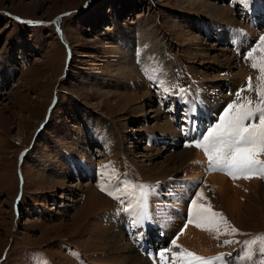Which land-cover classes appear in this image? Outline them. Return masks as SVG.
Wrapping results in <instances>:
<instances>
[{"label":"rangeland","instance_id":"1","mask_svg":"<svg viewBox=\"0 0 264 264\" xmlns=\"http://www.w3.org/2000/svg\"><path fill=\"white\" fill-rule=\"evenodd\" d=\"M230 1L0 0V264H134L121 255L127 252L112 248L107 241L114 237L104 231L112 220L127 217L135 206L132 203L139 202L125 189V179L134 173L149 186L137 188L143 196L150 188L156 189L158 183L162 185L164 179L188 174L182 166L176 170L178 173L161 176L167 164L174 170L170 160L174 153L182 149L197 152L200 148L195 147L196 142L189 145L186 138L179 146L170 136L166 142L161 139L168 121L174 132L181 134L174 125L177 114L161 109L140 77L139 64L150 49L145 41L159 47L165 71L177 64L188 65L214 92V100L208 94L205 101L212 106L224 101L228 106L231 99L222 89L234 92L249 71L243 62L240 65L243 56L234 53L226 42L218 41L217 29L223 35L225 28L235 34L225 22L242 26L250 20L249 14H241ZM205 21L212 25L207 34L202 32ZM249 32L258 34L255 29ZM128 33L133 37L131 46L127 44ZM244 38V49H255V40ZM140 50L146 53L140 55ZM257 58L260 65L264 63V52H259ZM260 65L258 72L264 77ZM249 70L254 72L251 67ZM258 80L263 83L262 78ZM253 84L237 95L241 104H259L254 96L263 91ZM197 104L195 101L194 111L201 118ZM190 119L195 121L193 115ZM180 121L193 129L194 122L190 123L189 118ZM219 122L215 118L207 122L202 119L203 133ZM198 131L196 128L192 135H185L196 139ZM150 132L156 134L153 143H149ZM22 152L26 153L24 159L19 157ZM259 158L264 160V155ZM223 174L228 177L224 186L208 174L201 180L203 187L191 186L200 191L199 198L206 207L220 214L217 227L192 226L193 233L198 231L194 238L198 245L209 247L203 248L208 249L206 253L223 245L234 247L238 243L244 247L249 234L264 236V174L253 173L250 178ZM98 175L112 178L111 182L128 196L122 197L125 208L121 206V212L108 220L107 216L116 213L108 195L117 197L120 192L109 190L107 181L94 179ZM90 178L100 183L93 184ZM228 186L231 191L225 205L223 193ZM158 193L150 192L139 203L147 200L151 211L155 199L160 198L164 210L158 213L162 218L168 215L173 224V209L167 210L165 198ZM101 195L103 200L98 201ZM132 217L125 219L130 230L121 236L124 246L145 259L142 264H153L128 238L139 222L136 215ZM174 222H179L174 228L177 231L182 221ZM156 226L148 224L152 231ZM225 237L232 243L226 244ZM153 238L150 242L155 244ZM245 252L236 264H244L241 259ZM256 256L254 264H260L264 259Z\"/></svg>","mask_w":264,"mask_h":264},{"label":"snow or ice","instance_id":"2","mask_svg":"<svg viewBox=\"0 0 264 264\" xmlns=\"http://www.w3.org/2000/svg\"><path fill=\"white\" fill-rule=\"evenodd\" d=\"M261 40L264 41V37H261ZM251 55L252 53L249 52L248 56L251 57ZM257 66L253 63V67ZM260 67L264 71V63ZM249 88H251V78H249ZM257 115L258 124L256 123ZM203 141V144L197 141L196 146L204 147L208 153L210 170L218 168L234 178L241 174L246 178H250V174L253 173L264 174V160L259 158L260 155H264V105L258 104L253 108L251 102L239 105L228 104L221 121L209 127L206 134H203ZM139 187L145 189L149 186L140 185ZM196 195L199 196L201 193L197 192ZM191 210L196 217L209 222L212 217L220 215L197 204L195 199L191 200ZM233 231L236 230L233 229ZM258 239L264 241V236L246 241L245 245L255 244ZM171 243L175 245L176 241L172 240ZM225 243H232V241H225ZM168 251L167 248L161 249L159 255L163 258ZM259 251L261 255H264V243H261ZM225 256H231V254L204 258L190 252L173 253V258H179L184 264H194V262L195 264H214V261L218 260L223 264H229L228 261H224ZM260 264H264V260H261Z\"/></svg>","mask_w":264,"mask_h":264},{"label":"bare ground","instance_id":"3","mask_svg":"<svg viewBox=\"0 0 264 264\" xmlns=\"http://www.w3.org/2000/svg\"><path fill=\"white\" fill-rule=\"evenodd\" d=\"M221 1H223V0H221ZM214 6H215L216 9L217 8H220L218 5H214ZM123 32L126 33V30H123ZM233 34L234 33H229V30L227 28H225V35L232 36ZM235 34H237V33L235 32ZM62 36L65 39V36L63 34H62ZM129 36H131V34L128 33V39L129 40H127V44L129 46H131V44H132V38L133 37L132 36L129 37ZM140 40H142V39H140ZM145 42H147V46H149L150 49L148 50V53L147 54H144V53H146V51L140 50L141 51L140 52V55L144 54V58L142 59V61L139 64L140 68L141 67H145V66H147L149 68L151 66H158V65H161V64L163 65L164 64L163 62H165V60L162 58L161 52H159V47H157V45L155 44V42H152V43H150L149 41H145ZM145 42H143V43H145ZM227 46H228V44H227ZM128 66H129V64H128ZM134 69H135V67H134ZM204 104H205V106L207 108H209V110L210 109H217V106H219V104L217 103V104L213 105L214 107H212V104L213 103H209V102H206V101H205ZM198 111L201 114V111L200 110H198ZM203 115L204 114H202V116ZM168 123H169L168 128H165V130L162 131V133H161V136H162L161 139L166 142V140L169 139V136H170L171 137L170 140H172V141L174 140L173 141L174 145L175 146H179V144H180L179 143L180 142L179 141L180 140V136H179V134H177V133L174 132V129L172 128V125H171L170 121H168ZM155 139H156V135H155ZM203 143L204 142H201V144H203ZM197 150H198L197 152L196 151H193V149H191V150L182 149L181 151H177V152L175 151L176 153H174V155L171 156V159H170L171 162L173 163L172 164L170 162V164L173 165L174 170L167 168V166H168V164H167L165 167H162L163 169L161 171V173H162L161 176L162 177H167V176L172 175L174 172H177L178 173V171H176V170H178V169H180V167L184 166L183 167V172L184 173H187L188 172L187 175H191L192 177L197 178V177H199L201 175H204V174L208 173V177H211L212 178V181H215L216 180V183L219 182L222 185L223 182H224V180H226L228 177L226 175H224V174L221 175L222 173H214L212 171L209 172L210 169H209L208 153L205 151L204 147H200ZM215 185L216 186L217 185L219 186V184H215ZM226 185H227V183L225 184V186ZM223 186H224V184H223ZM231 186H233V185H231ZM257 187L258 186H256V191L255 192L258 191ZM220 188H222V186ZM223 188H225V187H223ZM203 189H205V187ZM215 189H214V191H215ZM226 189H224V190H226V192L223 193L224 194V196H223L224 199L223 200L225 201L224 202L225 205L227 203V199L229 198V194H230V191H231V188L229 186ZM224 190H222V191L224 192ZM205 191H206V189H205ZM219 192L221 193V190L220 189H219ZM97 193L98 192H96V194ZM220 197H222V196H220ZM156 198H157V196H156ZM97 199H98V201L103 200L102 195H101V197L100 196H97ZM154 199H155V197H153V200ZM155 202H156V205H154V206L151 207V212H153V214H152L153 217L152 218L155 219L157 222L162 223L163 227H166V229L169 230V232H171L174 228H177V223L174 222V220H173V224L170 223V220H172V219L171 218H168L167 217L168 215L166 216L167 217L166 221L165 222H162V220L164 218H162L161 217L162 215H159L160 213H158V212L164 210V208L162 206H160V204H159L160 198L155 199ZM132 204L135 205V206L127 214V217L133 216L132 218H134L135 215L137 216V218L139 219V222H137V224L135 225V227H136L135 229L136 230L139 229V231H143L146 234V238L150 241L151 240L150 233L152 232V230L148 227V222H146V220H147L146 214H145L144 211H141V210H139L137 208L136 203H132ZM233 210H234L233 212L236 211L235 207L233 208ZM127 217L126 216L122 217V219H120V221L119 220H117V221L116 220H112L110 222V224L108 225V227L104 229V231L107 232L106 234H109L110 235V238L114 237L113 240H110L109 239L107 242L109 244H111L112 248L114 250L118 251L119 253H121V252H123V253L124 252H127L125 254H121L124 257V259H126V260H128L130 262H133L134 264H140V263L142 264L143 262H146V260L143 259L140 255H137L135 252H132L131 251V250H133L132 248L129 249V247L124 246V243H123L124 240L121 238V236L124 233H126V231L129 229L128 227H130L129 224H126L125 223V219ZM127 220H128V218H127ZM178 220H180V222L182 221L180 218H178ZM192 226L193 225H188V227H187L188 229L186 228L187 231L184 232V233H181V235L178 236L177 240L180 242L179 245L180 246H183V247H186L187 249H195L197 251H204V252L207 251L208 249H203V248H209V247H207V246L205 247V245H198V241L196 239H194V238H197L198 231L196 233H193L192 232V230H193V227ZM132 229H134V228H132ZM173 231H175V229ZM147 235H150L149 238H148ZM195 240H196V242L193 243V241H195ZM151 243L153 244L152 241H151ZM153 245H155V244H153ZM124 259L122 260L123 262L125 261ZM153 264H158V262L157 263L156 262H153Z\"/></svg>","mask_w":264,"mask_h":264}]
</instances>
